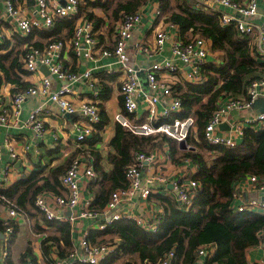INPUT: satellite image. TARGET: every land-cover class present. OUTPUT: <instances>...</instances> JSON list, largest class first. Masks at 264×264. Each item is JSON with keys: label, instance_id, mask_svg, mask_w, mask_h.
<instances>
[{"label": "built area", "instance_id": "1", "mask_svg": "<svg viewBox=\"0 0 264 264\" xmlns=\"http://www.w3.org/2000/svg\"><path fill=\"white\" fill-rule=\"evenodd\" d=\"M64 1V3H60L59 0H35L37 16L34 17L32 12H26L21 5L16 4V0H4L5 12L0 17V34L3 32V21L14 20V32L26 36L35 28L52 27L57 17L76 16L80 10L81 0ZM207 1L211 2V10L219 13L222 24H235L239 34L249 36L256 53L264 57V22L257 23L253 19L259 14V0ZM194 6L199 8V3H195ZM222 8H229L232 12L223 11ZM159 13L160 11L153 18V24L156 25L153 44H146L138 39L130 45L137 26L143 20L144 14L141 8L122 14L115 30L114 48L101 50L103 56L116 58V63L119 65L118 71L121 72L119 91L123 99L124 112L117 113L115 120L136 134L165 133L180 142H186L192 132L195 136L197 135L196 119L193 116L184 118L175 116L182 111V99L179 96L177 85L188 82L202 83L206 79V76L203 75V67L207 63H219L220 61L215 60L217 54L212 50L211 42L208 39L198 35L192 39L184 40L178 33L175 35L176 37L173 36L168 28H177V26L167 23L162 18L159 19ZM158 20L159 22H157ZM167 43H171L172 56L156 61L148 67L147 88L139 74V67L136 65L137 68L134 59H131V51L145 55L156 54L165 49ZM64 46V42L56 41L44 49L33 45L26 47V52L22 57L23 69L26 73L37 74L40 79L30 83L25 89L13 92L10 103L7 106H0V124L6 127L18 125L19 115L27 98L31 95L39 96L42 99L55 102L63 113L83 114L87 122L75 124L78 129L76 141L79 146H83L96 131L97 124L101 122V110L97 100L74 103L71 96L76 93V90L72 84L83 78L90 81V85L93 87L96 77H93V72L90 69L83 73L66 70L60 61V52ZM71 46L77 54H80L85 46H88L90 51L99 47V41L95 37L94 24L86 16L78 18ZM42 65L48 68L51 76L57 77L61 82L59 87L54 89L52 79L41 71ZM260 97L264 98V77L253 80L244 96H228L221 102L205 126V139L214 145L236 147L239 144L237 136H242L245 132L244 125L238 124L233 133L224 132L220 126L228 120L232 111L249 109ZM45 111L46 104L44 102L29 113L24 126L33 129L40 136L45 135L48 132L45 125ZM130 115L134 116L136 120H130ZM246 122V128L264 127V112L251 114ZM53 136L56 142L59 141V136L56 133ZM5 146L12 161L3 165L0 144V189H6L12 185L9 183V178L10 173L16 169L15 161L20 160L21 157L26 158L30 149L28 144H25L21 151L9 142ZM161 159L162 156L158 149L152 153H135L134 162L127 167L125 172L128 185L115 189L103 212L97 213L90 209L93 198H84L83 192L87 190L91 181L98 179V175L94 170L90 156L78 155L73 158L68 169L60 176L64 194L52 192L54 202L50 203L45 196V192L48 191L42 192L38 194L35 205L44 214L46 220L62 219L64 217V211H60L62 209H80L79 216L94 219L99 223V229H105L109 223L127 218L135 221L142 229L155 232L162 221V206L157 202L158 210L155 213L140 214L128 208L134 198L147 200L158 194L171 195L182 209L188 210L201 188L199 181L192 176L171 179L169 174L161 168L163 166V164L160 165ZM164 159L173 163L169 148ZM84 180L87 184L82 183ZM234 187L236 210L264 211V177L249 174L236 180ZM246 192H256L258 195L256 198L251 196L249 199L243 200V195ZM5 206L9 213V217L3 219L8 225L4 233L7 245L14 230L11 222L24 218L26 213L15 208L14 204L9 201ZM263 232L258 245L264 249ZM6 245L1 253L3 264H7L6 259L9 255ZM119 245V241L92 242L89 239V234L85 233L79 247L74 248L66 257L57 256L52 264H103L115 255L123 254ZM213 252L214 246L200 247L198 259H202L206 264L207 257H210ZM175 260L176 250L172 249L160 260L159 264H174ZM26 264L37 263L33 259H28Z\"/></svg>", "mask_w": 264, "mask_h": 264}, {"label": "trees", "instance_id": "2", "mask_svg": "<svg viewBox=\"0 0 264 264\" xmlns=\"http://www.w3.org/2000/svg\"><path fill=\"white\" fill-rule=\"evenodd\" d=\"M150 1H88L80 5L76 16L57 17L53 29H34L21 41H28L29 45L44 49L50 43L62 40L64 29H67V36L73 38L75 24L81 15L91 20L94 27L100 28L104 18L95 14L93 9L96 8L110 18V27L113 29L124 12L137 11ZM158 1L159 19L176 25L182 39L202 36L211 40L214 52L221 53L219 63L210 62L203 67L206 79L202 83L177 85L182 99V111L175 116H193L196 119L197 135L192 132L186 145L182 146L180 141L165 133L136 134L118 122L110 141L111 150L106 157L100 151H84L94 158L92 163L98 175V179L88 185L94 194L90 209L97 213L103 212L112 192L128 185L125 172L134 162L135 153H152L164 145L168 146L174 164L192 159L198 165L192 177L199 181L201 188L188 210L182 209L171 195L152 196L163 208L162 221L155 232L144 230L132 219L124 218L109 223L105 229L92 231L90 237L96 242L98 236H108L101 239L100 243L119 239L123 257L126 258L121 264H159L172 249L176 250L174 264H194L198 260V249L203 246L215 247L213 254L207 257L206 264H249L246 252L261 240L264 211L236 210L234 184L236 180L249 174L264 177V127H247L242 142L234 148L210 143L205 139L204 130L209 118L223 100L233 94L246 93L253 80L264 77V57L256 53L249 36L238 33L235 24H222L219 13L195 8L192 0ZM36 34L50 38L51 42L46 46L40 41L33 42L32 38ZM25 52L26 50L23 55ZM3 57L0 56V68L7 81L14 84L12 92L27 88L30 83L22 77L26 71L23 63L18 61V55L8 63L5 61L8 56ZM106 122L102 118L97 124L93 139L87 141L88 144L102 140ZM79 152L82 153V150L78 149L65 164L52 167L49 171L41 167L26 174L10 187L0 189V204L12 202L15 208L28 214L31 209L36 208L38 194L45 191L61 194L60 176ZM105 160L111 165L110 169L104 164ZM47 224L55 226L59 235L44 238V253L47 254L50 248L45 244L53 241L59 247V256H68L73 250L71 224L55 220H47ZM7 226L0 216V264H3L1 248L4 244L1 233L6 232ZM28 259L36 261L29 244L20 257L21 264H26ZM6 263L13 264L9 255Z\"/></svg>", "mask_w": 264, "mask_h": 264}, {"label": "crops", "instance_id": "3", "mask_svg": "<svg viewBox=\"0 0 264 264\" xmlns=\"http://www.w3.org/2000/svg\"><path fill=\"white\" fill-rule=\"evenodd\" d=\"M88 1L94 0H81V4H86ZM192 1L194 5L195 3H199V8L211 10L210 1ZM240 1L245 2L247 0ZM59 2L64 3L65 1L59 0ZM16 4L21 5L26 12H32L34 17L37 16L34 0H16ZM142 10L144 14L142 23L137 26L134 32V36L130 41V45L134 44L138 39L145 42L146 44H153L155 42L154 28L156 25L153 24V18L155 17L156 13L160 11V3L158 0H151L142 7ZM222 10L232 12V10L229 8H222ZM93 11L97 16L104 18V23L100 28L94 27V29L96 30L95 37L99 41V47H96V49L90 51L88 49V46H85V48L82 49L81 53L77 54L75 49L71 46L72 37H68L67 29H64L62 32L63 37L60 41L64 42L65 46L60 52V61L62 62L63 67L68 71L83 73L85 70L90 69L93 72V77H96V79L94 80L95 85L93 87L90 85V81L86 79L82 78L76 80L72 84V86L76 90V93L71 97L76 104H79L82 101H98V105L101 110V116L107 121L105 130L102 132V140L96 142L95 144L86 143V145L79 146L76 141L78 129L76 128L75 124L77 122L81 124H85L87 122L83 114L63 113L60 111L58 105L55 102L42 99L39 96L31 95L27 98L24 106L22 107L21 113L19 115L18 125L6 127L0 124V144L2 149V163L4 166L7 165L8 162L12 161L10 153L5 144L9 142L14 145L19 151L23 150L25 144L30 145L27 157H21L20 160L15 161L16 169L10 173L9 183L14 184L18 180H20L24 174H29L30 172L36 169H40L41 167H44L45 171H49L52 167L65 164L74 153L78 152V149L82 150V153L79 152L76 156H88V154H85L84 151L93 150L100 151L102 155L106 157L111 150L110 141L115 134V128L118 123L115 120V115L119 112H124L123 99L119 91L121 83V72L118 71L119 65L116 63V58L103 56L101 50L114 48L115 30L120 19L115 23L112 29V27H110V18H108L102 10L96 8L93 9ZM4 12L5 2L4 0H0V17H2ZM253 19L257 23L264 22V0H259V14L256 15ZM157 22H159V20ZM2 26L3 32L0 34V56L3 57L4 55H7L8 59L5 61L8 63L13 57L18 55V61L21 63L23 51L26 50V47L29 45L28 41L21 40L27 38L28 36H23L14 32V20H8L5 22L3 21ZM54 27L55 23L50 28H35V30L53 29ZM168 30L173 36H175L177 33L180 36L178 27H169ZM49 39L50 38L48 37H42L36 34L35 36H33L32 41H40L43 43V46H46L49 42H51V40ZM209 41L211 42V40ZM130 47L132 48V46ZM131 52L134 57L133 59L135 61V65L139 67V74L144 80V84L147 88L148 85L146 75L148 67L156 61H160L172 56L171 43H167L165 45V49L156 54L145 55L142 53H134L133 51ZM216 54L217 55L215 60L221 61V53L216 52ZM41 71L45 75H49V77L52 79L54 89L60 86L61 82L57 79V77L50 75L49 70L46 66L42 65ZM22 77L24 81L29 83L36 82L40 79L37 74L34 75L29 73L22 75ZM13 87L14 84L7 81L4 71L0 68V106H7L10 103L11 95L13 93ZM244 95L245 93L240 95L233 94L230 96L241 97ZM44 102L46 104V111L44 113L45 125L48 129V132L45 135L40 136L33 129L25 127L24 122L28 118L29 113L38 105ZM254 113L257 112L253 107L240 111L234 110L232 111L228 120L222 124L224 126L220 128L224 132L233 133L236 126L242 123L246 129V119ZM129 119L136 120L132 115L129 116ZM54 133L59 136V141L57 142L54 139ZM94 133L88 141L93 139ZM243 137L244 134L242 136H237L238 143L242 142ZM167 149L168 146L164 145L158 148V151L162 156V162L160 163V165L163 164V166H161V168L167 174H169L171 179H179L180 177L183 178L186 176H192L197 171L198 165L195 164L192 159L184 160L181 164H174L166 161L164 158ZM89 156L93 161L94 158L92 157V155L90 154ZM18 161H20L19 165ZM105 163L107 169H110L111 165L108 163V161L105 160L104 164ZM82 183L87 184L85 180L82 181ZM61 194H64L63 189H61ZM45 196L47 200L50 201V203L54 202L52 191L45 192ZM83 196L86 199H90L94 197V194L90 191L89 188H87V190L83 192ZM251 196L252 193L246 192L243 195V200H247ZM156 204L157 201L154 198H150L147 200L134 198L132 203L128 205V208H131L140 214H152L158 210V205ZM79 210L80 209H62L60 211H64V217L62 219L55 220L60 222H68L71 224L73 240L72 249L79 247L81 238L85 233L89 234V239L92 241L90 237L92 231L95 232L101 230L98 227L99 223L94 219L90 217L79 216ZM30 213L26 214L24 218L22 217L21 219H15L11 222L12 226L14 227V232L13 234H11L7 245L3 237L4 244L2 245L1 253L6 245L9 252V258H11L13 264H21L20 257L29 244L33 249L37 264H52L53 260L57 256H59V247L56 243L50 241L49 243L45 244L46 246H50L48 253L45 254L43 249V240L48 235H59V231L55 226L53 227L50 224H47V220L45 219L44 214L37 207L35 209H31ZM0 216L3 219L9 217L7 207L2 204H0ZM106 237L108 236H98L95 243H100V240L103 238L105 239ZM114 241H119V239L115 238ZM61 244L64 245L63 243ZM246 256L249 264H264V249L259 245H254L253 247L248 248ZM125 259L126 258L123 257V254L115 255L114 257L105 261L103 264H121ZM194 264H205V262L202 259H198Z\"/></svg>", "mask_w": 264, "mask_h": 264}, {"label": "water", "instance_id": "4", "mask_svg": "<svg viewBox=\"0 0 264 264\" xmlns=\"http://www.w3.org/2000/svg\"><path fill=\"white\" fill-rule=\"evenodd\" d=\"M34 2H35V0H34ZM134 57H133V55H131V59H133ZM136 66V65H135ZM137 67V66H136ZM138 68V67H137ZM47 73H48V71H47ZM253 108H255V111L257 112V113H260V112H264V98L263 97H260V98H258L254 103H253V106H252ZM224 125H221L220 127H223ZM180 144L183 146V145H186V142L185 141H183V142H180ZM20 164V161H18V165ZM257 193L256 192H254V193H252V196L253 197H257ZM108 219H110V217H108ZM1 237L3 238L4 237V233H1Z\"/></svg>", "mask_w": 264, "mask_h": 264}]
</instances>
